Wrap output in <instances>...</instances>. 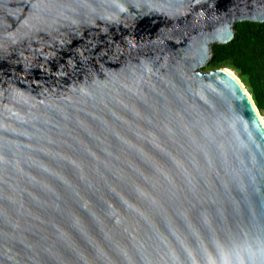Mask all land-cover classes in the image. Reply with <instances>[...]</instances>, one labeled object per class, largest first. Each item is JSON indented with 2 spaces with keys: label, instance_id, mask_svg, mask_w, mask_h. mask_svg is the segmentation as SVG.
Wrapping results in <instances>:
<instances>
[{
  "label": "water",
  "instance_id": "water-1",
  "mask_svg": "<svg viewBox=\"0 0 264 264\" xmlns=\"http://www.w3.org/2000/svg\"><path fill=\"white\" fill-rule=\"evenodd\" d=\"M264 0H0V264H264V126L206 69Z\"/></svg>",
  "mask_w": 264,
  "mask_h": 264
},
{
  "label": "trees",
  "instance_id": "trees-1",
  "mask_svg": "<svg viewBox=\"0 0 264 264\" xmlns=\"http://www.w3.org/2000/svg\"><path fill=\"white\" fill-rule=\"evenodd\" d=\"M213 53L209 69L235 71L264 116V23H239L235 38L227 44H216Z\"/></svg>",
  "mask_w": 264,
  "mask_h": 264
},
{
  "label": "bare ground",
  "instance_id": "bare-ground-1",
  "mask_svg": "<svg viewBox=\"0 0 264 264\" xmlns=\"http://www.w3.org/2000/svg\"><path fill=\"white\" fill-rule=\"evenodd\" d=\"M229 74H231L232 76H234L238 81H239V83L244 87V88H246V86L243 84V82L240 80V78L233 72V71H231V70H229L228 69V71H227ZM259 116H260V120H261V122H262V124H263V126H264V118H263V116L261 115V114H259Z\"/></svg>",
  "mask_w": 264,
  "mask_h": 264
},
{
  "label": "rangeland",
  "instance_id": "rangeland-1",
  "mask_svg": "<svg viewBox=\"0 0 264 264\" xmlns=\"http://www.w3.org/2000/svg\"><path fill=\"white\" fill-rule=\"evenodd\" d=\"M229 70H231V71H233L232 69H229ZM207 71H213L212 69H209V67H208V69H207ZM237 76H238V74L235 72V71H233ZM241 80V79H240ZM244 84V83H243ZM245 85V84H244ZM263 118H264V116H263Z\"/></svg>",
  "mask_w": 264,
  "mask_h": 264
}]
</instances>
